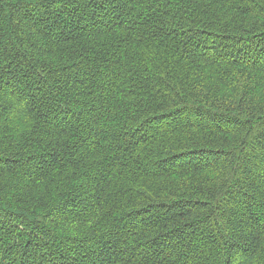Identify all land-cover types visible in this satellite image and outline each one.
<instances>
[{"label": "trees", "instance_id": "obj_1", "mask_svg": "<svg viewBox=\"0 0 264 264\" xmlns=\"http://www.w3.org/2000/svg\"><path fill=\"white\" fill-rule=\"evenodd\" d=\"M0 264H264V0H0Z\"/></svg>", "mask_w": 264, "mask_h": 264}]
</instances>
